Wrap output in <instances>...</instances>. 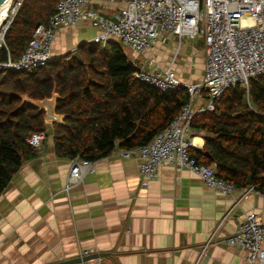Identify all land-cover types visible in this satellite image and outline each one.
Wrapping results in <instances>:
<instances>
[{"label":"crops","instance_id":"0c3cea01","mask_svg":"<svg viewBox=\"0 0 264 264\" xmlns=\"http://www.w3.org/2000/svg\"><path fill=\"white\" fill-rule=\"evenodd\" d=\"M93 1L108 12L123 7L120 1ZM98 32L87 18L60 26L52 53L73 51ZM131 51L130 60L142 58L139 66L153 56L149 64L170 67L183 81L203 77L202 36L179 41L164 33L149 52ZM206 134L195 129L193 147L202 148ZM37 147L0 194V264H48L82 257L85 249L108 254L68 264H245L246 250L223 237L235 232L248 212L264 221V193L252 185L224 193L188 167L167 163L144 183L139 159L122 156L119 146L95 159L93 170L66 192L71 157L56 153L51 126Z\"/></svg>","mask_w":264,"mask_h":264},{"label":"trees","instance_id":"16d2710c","mask_svg":"<svg viewBox=\"0 0 264 264\" xmlns=\"http://www.w3.org/2000/svg\"><path fill=\"white\" fill-rule=\"evenodd\" d=\"M58 0H24L6 41L13 59L25 49L35 26L47 22ZM76 50L25 69L0 68V194L23 161L39 147L29 143L33 132L52 127L56 153L95 160L116 146L148 142L178 113L189 93L184 85L161 90L133 76L140 66L130 60L119 40L84 41ZM6 49L1 58H6ZM59 93L56 111L63 122L23 100ZM264 75L249 79L248 91L226 89L214 110L195 115L192 127L207 132L202 148L191 149L198 161L216 163L215 173L237 187L264 189ZM209 152V155L205 154ZM251 175V183L247 178Z\"/></svg>","mask_w":264,"mask_h":264},{"label":"built area","instance_id":"2783aa9c","mask_svg":"<svg viewBox=\"0 0 264 264\" xmlns=\"http://www.w3.org/2000/svg\"><path fill=\"white\" fill-rule=\"evenodd\" d=\"M23 1L8 0L0 6V55L3 48L7 51L6 58L0 57V68L31 71L50 62L56 58L51 46L58 28L84 18L99 29L92 40L105 44L111 36H116L133 51L149 52L164 33L175 35L179 41L202 36L205 67L201 79L183 81L170 67L149 64L153 56L133 72L135 78L161 90L184 85L189 97L169 124L152 139L135 147L120 148V154L139 159L138 170L144 183L157 177L159 167L167 163L188 167L206 185L224 193L238 188L216 175L215 162H200L191 151L192 121L196 114L214 110L226 89L240 85L248 91L249 79L264 75V0H110L123 4L120 11L114 12H108L105 4L94 5L93 0H58L47 22L35 26L21 55L13 59L6 35ZM197 98L204 102L197 103ZM44 137L43 131L33 132L28 141L40 146ZM93 166L94 160L80 154L73 156L63 189L69 192ZM250 189L256 188L251 186ZM257 191L264 193V189ZM215 234L213 232L210 239H214ZM223 241L246 250L245 264H264V221L257 213H246L235 232L223 237ZM87 253V249L81 251V255Z\"/></svg>","mask_w":264,"mask_h":264},{"label":"water","instance_id":"95a60500","mask_svg":"<svg viewBox=\"0 0 264 264\" xmlns=\"http://www.w3.org/2000/svg\"><path fill=\"white\" fill-rule=\"evenodd\" d=\"M7 0H0V6L4 4ZM73 57H77L78 59H82L80 56V53L78 50H73L72 54ZM60 97L59 93L55 90V88L52 91L51 96L44 97L41 99H33L28 96L27 93L22 94L23 100H27L28 102L32 103L33 105L37 106L39 109H44L46 112L47 117H51L57 122L62 123L64 119V114L59 113L56 111L57 107V100ZM205 154L209 155L208 151H205ZM247 183H251V175L247 178ZM108 253L105 251L101 252H95V253H89L87 255H83L82 257H73L70 259H63L59 260L53 263H48V264H68L72 262H78V261H84V260H89L91 258L99 257V256H106Z\"/></svg>","mask_w":264,"mask_h":264},{"label":"rangeland","instance_id":"374dc122","mask_svg":"<svg viewBox=\"0 0 264 264\" xmlns=\"http://www.w3.org/2000/svg\"><path fill=\"white\" fill-rule=\"evenodd\" d=\"M120 42L122 43V45H123L126 53L128 54L129 58L133 59L132 58L133 56H132V53H131L132 52L131 49L127 45H125L122 41H120ZM136 62H137V64H141L142 63V58H140V56H138V59L136 60Z\"/></svg>","mask_w":264,"mask_h":264},{"label":"bare ground","instance_id":"6f19581e","mask_svg":"<svg viewBox=\"0 0 264 264\" xmlns=\"http://www.w3.org/2000/svg\"><path fill=\"white\" fill-rule=\"evenodd\" d=\"M7 2H8V0L6 1V3H7ZM6 3H5V4H6ZM5 4H4V5H5Z\"/></svg>","mask_w":264,"mask_h":264}]
</instances>
